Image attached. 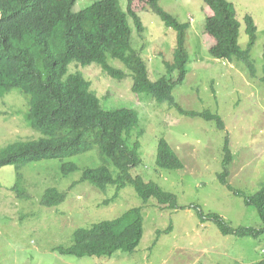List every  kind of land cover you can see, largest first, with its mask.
<instances>
[{
    "label": "rangeland",
    "instance_id": "rangeland-1",
    "mask_svg": "<svg viewBox=\"0 0 264 264\" xmlns=\"http://www.w3.org/2000/svg\"><path fill=\"white\" fill-rule=\"evenodd\" d=\"M96 1L76 0L74 9H83ZM119 1L125 10V0ZM227 1L233 3L241 24L238 43L242 49L248 44L245 16L250 15L257 28L256 42L249 51L254 73L240 61L228 62L209 55L211 40L204 29L209 9L203 0L159 1L164 11L189 25L185 41L188 72L183 84L173 91L175 100L186 110L218 114L225 130L218 129L215 122L181 116L149 96L137 97L132 92L130 77L112 78L95 63L84 67L76 62L69 65V72L78 71L90 81L91 89L108 109L137 111L139 122L130 142L139 141L141 161L130 173L175 194L177 207L160 209L153 199L143 204L131 186L121 189L114 201L113 187L106 193H100L88 182L73 187L83 168L102 163L94 149L61 161L32 162L19 171L3 166L0 264H253L264 259V232L257 239L223 235L212 219H201L199 214H218L232 227H264L255 207L218 180L227 132L233 155L227 183L246 196L264 184V0ZM137 16L141 31L129 18L132 45L146 61L149 78L154 81L166 75V62H172L176 32L148 8L138 10ZM119 62L109 60L113 67L128 73ZM16 94L20 92L14 89L7 95L9 107L0 106V150L18 140L41 137L40 132L30 130L24 122L28 105L25 106L26 99L17 100ZM160 139L168 141L176 151L183 162L182 169L164 170L156 166ZM66 162H74L79 169L62 176L60 165ZM18 173L25 196H19L13 188ZM49 187L66 193L62 203L53 207L41 203ZM133 207L142 208L143 216V236L133 253L117 251L111 257H75L58 251L59 247L71 244L75 229L114 219ZM157 230L165 233L153 244Z\"/></svg>",
    "mask_w": 264,
    "mask_h": 264
},
{
    "label": "trees",
    "instance_id": "trees-1",
    "mask_svg": "<svg viewBox=\"0 0 264 264\" xmlns=\"http://www.w3.org/2000/svg\"><path fill=\"white\" fill-rule=\"evenodd\" d=\"M159 1L125 0L124 10L119 0H98L76 11L73 9L75 0H0V106L8 104L9 107L7 95L14 89L19 90L24 98L16 94V99H26L25 106L28 105L23 120L30 130L41 134L38 139H22L2 148L0 167L13 166L19 171L32 162L61 161L94 149L100 154L102 163L83 168L73 187L88 182L100 193L113 187L111 201H114L121 189L131 186L143 204L153 199L160 209L177 207L175 194L130 173L141 161L139 141L130 142L139 122L137 111L108 109L91 89L90 81L78 71H68L72 62L82 67L98 64L112 78L130 77L132 92L137 97L149 96L159 104H167L181 116L215 122L218 129L225 130L224 121L218 114L209 110H186L175 100L173 91L183 84L188 72L185 41L189 25L164 11ZM203 3L209 9L204 24L205 33L211 40L209 55L228 62L240 61L254 73L249 51L256 42L257 28L252 17L247 15L244 18L248 44L242 49L238 43L241 24L233 3L227 0H203ZM145 8L157 14L167 28L176 32L172 62H166V75L154 81L149 78L146 61L132 45L129 24L131 18L137 31H141L137 11ZM110 59L120 61L128 73L113 67ZM262 80L264 82V78ZM232 160L226 132L223 168L218 180L234 195L242 196L246 204L254 206L264 224V184L251 196L235 190L227 183ZM155 163L164 170L183 168V162L165 139L158 141ZM78 169L74 162L60 165L62 176ZM21 178L18 173L13 188L19 191V196H25L20 188ZM65 196L64 191L49 187L44 191L41 203L47 207L57 206ZM199 214L201 219H212L223 235L257 239L264 232V227H232L218 214L204 216L200 211ZM165 232L157 230L153 244ZM142 236V208L133 207L114 219L75 229L71 244L59 247L58 251L75 257H111L117 251L133 253ZM253 264H264V259Z\"/></svg>",
    "mask_w": 264,
    "mask_h": 264
},
{
    "label": "clouds",
    "instance_id": "clouds-1",
    "mask_svg": "<svg viewBox=\"0 0 264 264\" xmlns=\"http://www.w3.org/2000/svg\"><path fill=\"white\" fill-rule=\"evenodd\" d=\"M76 1V0H75ZM93 4V3H92ZM90 6V5H89ZM88 7V6H87ZM86 8V7H85ZM73 9H74V6H73ZM84 9V8H83ZM74 10H76V11H78V10H81V8H78V9H74ZM126 187V186H125Z\"/></svg>",
    "mask_w": 264,
    "mask_h": 264
}]
</instances>
